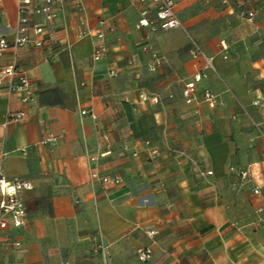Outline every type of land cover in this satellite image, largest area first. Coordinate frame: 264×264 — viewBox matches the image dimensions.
Masks as SVG:
<instances>
[{
  "label": "crops",
  "instance_id": "obj_1",
  "mask_svg": "<svg viewBox=\"0 0 264 264\" xmlns=\"http://www.w3.org/2000/svg\"><path fill=\"white\" fill-rule=\"evenodd\" d=\"M81 1L82 13L55 20L56 46L18 50L35 101L0 94L3 173L33 185L27 224L0 229V264H264L263 0L245 8L252 19L233 2L174 0L181 27L157 32L135 29L136 0ZM16 24L17 0H0V36L11 40ZM100 31L108 51L94 60ZM193 43L214 68L186 104L182 85L202 65ZM152 52L163 58L155 70ZM49 134L56 141L41 143Z\"/></svg>",
  "mask_w": 264,
  "mask_h": 264
},
{
  "label": "built area",
  "instance_id": "obj_2",
  "mask_svg": "<svg viewBox=\"0 0 264 264\" xmlns=\"http://www.w3.org/2000/svg\"><path fill=\"white\" fill-rule=\"evenodd\" d=\"M140 5L139 18L135 24V29H148L151 32L169 31L181 27V22L175 11L174 0H136ZM228 4L233 2L234 5L243 8L251 5L252 0H221ZM73 9L75 12H83L84 4L81 0H17V24L14 29L12 39L8 40L0 36V61L3 60L5 54L9 50H13L11 59L7 63L0 64V94L7 98L17 96L22 104L31 105L35 101V87L32 85L25 70L17 63L18 50L31 44L37 48H53L58 40L55 33L59 27L55 23L57 17L65 10ZM246 12V13H245ZM249 19L255 17V10L248 9L242 11ZM83 20H80L78 37L89 35V32L82 28ZM99 24H104L101 20ZM96 36L100 39L94 45L93 59L99 60L108 51V47L103 40V32H98ZM146 49V48H145ZM192 58L201 60V69L196 72L193 79L184 83L181 88V97L186 104H191L197 100L198 84L207 76V71L213 69V58L207 55L197 44L193 43L189 49ZM162 57L155 52L151 53V59L148 64L150 70H155L162 62ZM113 75L114 72L112 71ZM172 97V95H170ZM153 99L158 101V96ZM202 100L210 108H214L218 103V95L211 90L205 88L202 90ZM257 104V101L254 102ZM81 114H88L86 110H81ZM91 114V113H90ZM95 118L94 114H91ZM25 117L23 111L8 113L7 121L19 120ZM264 136V131H263ZM102 139L109 140L107 133L102 135ZM56 137L52 134L47 135L41 140L43 144L54 143ZM148 146L149 143L145 142ZM154 153V151H153ZM4 153L0 149V157ZM102 153L100 154V156ZM99 155L92 156L91 161H97ZM1 159V158H0ZM238 177L244 179L248 177V170L230 167ZM211 174V171H207ZM90 177L92 180L106 184H118L121 181L119 176L100 175L97 170H92ZM33 189L32 183L24 178H9L3 173L0 160V229L12 227H24L28 222V209L25 200L27 192ZM254 194L260 193V186L252 188ZM154 231H150L149 235H153ZM139 259L147 260L150 252L147 249L139 250Z\"/></svg>",
  "mask_w": 264,
  "mask_h": 264
},
{
  "label": "rangeland",
  "instance_id": "obj_3",
  "mask_svg": "<svg viewBox=\"0 0 264 264\" xmlns=\"http://www.w3.org/2000/svg\"><path fill=\"white\" fill-rule=\"evenodd\" d=\"M252 4V3H251ZM263 6H264V0H263ZM249 7V6H248ZM248 9H245V8H243V10H239V13L241 14V15H244L245 16V14H243L242 13V11H247ZM246 13V12H245Z\"/></svg>",
  "mask_w": 264,
  "mask_h": 264
}]
</instances>
